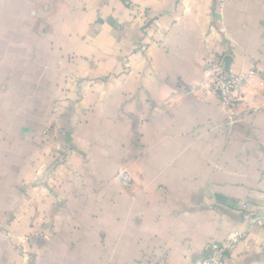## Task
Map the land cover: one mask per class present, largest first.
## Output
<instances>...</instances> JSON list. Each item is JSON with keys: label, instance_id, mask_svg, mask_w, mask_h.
Listing matches in <instances>:
<instances>
[{"label": "crops", "instance_id": "obj_1", "mask_svg": "<svg viewBox=\"0 0 264 264\" xmlns=\"http://www.w3.org/2000/svg\"><path fill=\"white\" fill-rule=\"evenodd\" d=\"M235 233L226 264H264V0H0V264H199Z\"/></svg>", "mask_w": 264, "mask_h": 264}, {"label": "built area", "instance_id": "obj_2", "mask_svg": "<svg viewBox=\"0 0 264 264\" xmlns=\"http://www.w3.org/2000/svg\"><path fill=\"white\" fill-rule=\"evenodd\" d=\"M229 0H215L218 8H223ZM210 89L209 93L218 97L221 102L228 107H233L238 101L237 93L246 79L243 76L235 75L227 70L223 63H210ZM243 209L247 210L248 205H243ZM242 239L241 234L235 233L228 237L224 246L212 245L209 247L206 257L199 264H226L223 259L224 254L235 246Z\"/></svg>", "mask_w": 264, "mask_h": 264}]
</instances>
